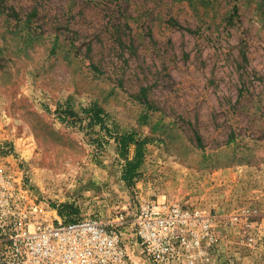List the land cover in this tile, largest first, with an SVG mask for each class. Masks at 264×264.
Listing matches in <instances>:
<instances>
[{
  "label": "rangeland",
  "instance_id": "374dc122",
  "mask_svg": "<svg viewBox=\"0 0 264 264\" xmlns=\"http://www.w3.org/2000/svg\"><path fill=\"white\" fill-rule=\"evenodd\" d=\"M91 107L148 138L131 183ZM0 164L67 218L204 210L186 264H264V0H0Z\"/></svg>",
  "mask_w": 264,
  "mask_h": 264
},
{
  "label": "built area",
  "instance_id": "2783aa9c",
  "mask_svg": "<svg viewBox=\"0 0 264 264\" xmlns=\"http://www.w3.org/2000/svg\"><path fill=\"white\" fill-rule=\"evenodd\" d=\"M0 164V264H137L129 230L150 264H186L214 239L215 219L175 203L143 202L110 219L67 218L23 189Z\"/></svg>",
  "mask_w": 264,
  "mask_h": 264
},
{
  "label": "trees",
  "instance_id": "16d2710c",
  "mask_svg": "<svg viewBox=\"0 0 264 264\" xmlns=\"http://www.w3.org/2000/svg\"><path fill=\"white\" fill-rule=\"evenodd\" d=\"M236 13V7L233 9ZM146 106H148V102ZM88 120V126L93 128L94 126L100 127V130L105 131L109 137H112L116 142V150L118 155L125 160V165L123 168L122 180L126 183H131L134 179L138 177V171L142 167L144 158H145V146L148 144V138H140L138 134L127 133V132H117L115 133L109 130L105 124V113L103 110L97 107H91L87 110H84ZM60 115L63 116V120L68 119H82L77 117L74 112H71L69 109L61 110ZM147 116V115H146ZM146 116H142V121H145ZM196 143L198 148L204 149L201 138L198 134L195 136ZM232 142H234L233 138ZM134 146V154L132 157H129V148ZM61 213V212H60ZM62 214V213H61Z\"/></svg>",
  "mask_w": 264,
  "mask_h": 264
}]
</instances>
